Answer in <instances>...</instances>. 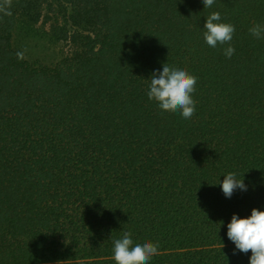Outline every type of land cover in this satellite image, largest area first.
<instances>
[{
    "label": "trees",
    "instance_id": "obj_1",
    "mask_svg": "<svg viewBox=\"0 0 264 264\" xmlns=\"http://www.w3.org/2000/svg\"><path fill=\"white\" fill-rule=\"evenodd\" d=\"M212 12L235 26L231 58L204 40ZM258 23L264 0H11L0 11V264H116L124 232L158 242L149 264H249L227 224L264 210ZM31 37L59 55H30ZM164 63L198 78L190 119L148 99ZM229 172L247 185L231 198L218 183Z\"/></svg>",
    "mask_w": 264,
    "mask_h": 264
},
{
    "label": "clouds",
    "instance_id": "obj_2",
    "mask_svg": "<svg viewBox=\"0 0 264 264\" xmlns=\"http://www.w3.org/2000/svg\"><path fill=\"white\" fill-rule=\"evenodd\" d=\"M202 2L205 8L214 4V0ZM10 6L11 0H2L0 11H5ZM7 14L10 15V12ZM203 27V37L207 45L215 48L218 44H227L224 55L231 58L235 52L231 45L235 26L222 22L219 12H212L206 16ZM249 32L256 39H264V24L253 25ZM17 57L23 59L24 53L17 52ZM197 79L184 68L164 63L162 71L154 70L151 75L148 99L155 101L162 110L180 112L183 118L190 119L196 110V101L192 94L195 92ZM223 176V181L218 183L225 197L231 198L237 189L247 190L244 178L238 179L236 173L229 172ZM227 236L235 244L236 250L245 254L251 251L249 264H264V210L253 207L251 214L246 217L234 213L227 224ZM158 249V242L134 240L130 232H124L121 238L113 240L112 253L116 264H149L151 258L158 254Z\"/></svg>",
    "mask_w": 264,
    "mask_h": 264
},
{
    "label": "rangeland",
    "instance_id": "obj_3",
    "mask_svg": "<svg viewBox=\"0 0 264 264\" xmlns=\"http://www.w3.org/2000/svg\"><path fill=\"white\" fill-rule=\"evenodd\" d=\"M39 27L42 31L48 29V25H36ZM36 40L37 43H39V46L34 48L33 50H30V55H36L45 58L44 56H49L52 58L54 55H59V46L51 47L49 46L45 40L39 38V37H31V40ZM48 47V48H47ZM56 52V54H54Z\"/></svg>",
    "mask_w": 264,
    "mask_h": 264
}]
</instances>
